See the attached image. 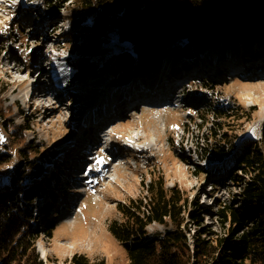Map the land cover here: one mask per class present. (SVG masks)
Here are the masks:
<instances>
[{
  "label": "rangeland",
  "instance_id": "1",
  "mask_svg": "<svg viewBox=\"0 0 264 264\" xmlns=\"http://www.w3.org/2000/svg\"><path fill=\"white\" fill-rule=\"evenodd\" d=\"M238 1L228 0L229 8H223L221 13L226 11L230 16ZM16 4L12 7L8 0H0L3 14L0 27L6 26V31L0 32V151L6 153L8 160L0 165V182L10 177L11 167L21 162L26 168L25 174L30 176L29 187L38 188L33 205L39 210L34 211L32 225L36 224L39 232L35 242L39 258L47 264H71L74 256L83 255L92 260L103 259L105 264H128L121 245L109 234L108 225L113 219L121 218L116 203L143 194L150 177H159L166 189L180 191L185 199L184 223H187L191 247L193 236L200 229L190 219V213L196 212L195 200L210 206L197 212L202 218V227L221 235L223 230L216 209L220 202L231 200L240 191L231 180L245 175L238 171L230 179L225 167L227 158L205 167V173H197L196 162L199 165L207 162L197 151L203 144L200 138L214 119L210 114L205 122L201 115L213 108L211 102L235 100L246 114L237 120L239 126L233 131L236 144L244 147L261 135L264 128V0L255 2L259 14L254 29L245 36L239 34L236 42L226 27L217 30L200 48L191 46L188 54L172 46L161 59L163 74L135 73L129 81L112 79L109 60L128 48L118 40L113 29L117 19L113 7L82 11L75 0H17ZM99 21L105 26L101 27ZM211 21L215 20L204 24ZM75 36L81 39L79 43L74 42ZM221 48L218 61L211 63L212 53ZM61 52L65 55H60ZM256 53H260L259 57ZM134 61L135 58L131 62ZM42 70L56 80L46 84L40 77ZM204 80L210 85H205ZM34 88L43 94L37 100L30 96ZM154 90L161 92L160 100H152ZM54 92L58 99L51 98ZM175 98L174 103L181 106L163 110V103H172ZM113 100L117 104L128 100L126 110H134L105 115L104 105ZM50 101L56 104L51 107ZM145 101L162 106V110L149 112L144 110L152 108H144L142 111L138 105ZM99 106L104 107L89 118L91 122L104 118L98 129L114 121L122 123L110 137L112 143H122L112 154L115 160L96 167L100 170L97 181H89L86 195L83 190L75 193L68 186L61 189L68 178L67 171L61 168L63 163H68L72 151L69 146L76 142V131L85 122L86 114ZM234 125L230 122L222 130ZM12 128L17 133L12 134ZM133 150L138 157L128 154ZM189 154L190 159H186ZM41 163L40 171L32 175ZM42 200L47 202L45 211H40ZM77 206H80L78 212ZM48 227L52 228L51 235L46 232ZM164 228L162 224L151 223L147 230Z\"/></svg>",
  "mask_w": 264,
  "mask_h": 264
},
{
  "label": "trees",
  "instance_id": "2",
  "mask_svg": "<svg viewBox=\"0 0 264 264\" xmlns=\"http://www.w3.org/2000/svg\"><path fill=\"white\" fill-rule=\"evenodd\" d=\"M75 2L82 11L90 12L103 6L116 10L113 29L118 40L128 48L109 60L115 81H129L135 73L156 76L161 59L170 47L177 46L178 52L188 54L191 46L200 48L217 30L226 27L232 41L236 42L239 34L245 36L254 29L259 14L256 0H239L230 16L226 11L221 13L228 0ZM210 19L215 21L204 24ZM104 26L103 22L101 27ZM89 35L98 43L94 35ZM80 41L74 37L75 43ZM134 58L136 61L132 63ZM204 83L210 85L208 81ZM219 101L211 102L213 108L204 110L201 115L205 122L210 114L214 119L202 132L203 144L197 148L200 158L207 162L204 165L196 162L195 166L197 173H205V167L227 158L225 167L230 179L238 171L245 175V178L231 180L240 191L231 200L220 202L216 209L222 234L202 227V218L197 212L210 206L195 200L196 212L190 213V219L200 229L193 236L191 247L187 223H184L185 199L180 191L166 189L159 177H150L143 194L116 203L121 218L113 219L108 225L109 234L121 245L128 264H264V128L259 138L251 139L248 145L236 144L233 131L239 126L237 120L246 114L235 100ZM223 120L226 122H220ZM230 122L235 125L222 130ZM15 128L10 130L12 134L17 133L12 132ZM188 156L186 159H190V154ZM6 157V153L0 151V165L8 161ZM41 167L42 163L32 175ZM11 168L10 177L0 182V264H47L35 252L39 232L36 224L32 225L36 209L33 200L39 190L29 187L30 176L25 174L26 168L21 162ZM151 223L165 228L149 232L147 227ZM46 232L51 235L52 228L48 227ZM71 262L105 264L103 259L92 260L83 255L74 256Z\"/></svg>",
  "mask_w": 264,
  "mask_h": 264
},
{
  "label": "bare ground",
  "instance_id": "3",
  "mask_svg": "<svg viewBox=\"0 0 264 264\" xmlns=\"http://www.w3.org/2000/svg\"><path fill=\"white\" fill-rule=\"evenodd\" d=\"M222 50V48L221 49H219V50H217V51H214L212 54H213V59H212V61H211V63L213 62V64L214 63H216L217 61H218V53H221L220 51ZM256 56H258L259 57V55H260V53H256L255 54ZM215 56V57H214ZM238 58L241 60H243L244 61V59L241 57L240 58V56H238ZM215 66V65H214ZM36 69L38 68V66H36L35 67ZM34 68V69H35ZM177 68H179V66L177 67ZM246 69H248V70H250V68H249V66H246L245 67ZM171 70V69H170ZM244 70V69H243ZM37 71H39V69L37 70ZM216 71V70H215ZM215 71H212L214 74H215ZM159 72H160V74H163L164 72H165V69H162V70H159ZM218 73H220V70H218L217 71ZM43 74H45V71H41L40 72V77L43 79L44 78V82H46V84L47 83H51V80L53 81V79H54V81L56 80L55 79V77L54 76H52V77H47V75L45 74V76H42ZM217 76V75H216ZM47 77V78H46ZM26 81H27V79H26ZM51 91V90H50ZM155 91V90H154ZM50 93V92H49ZM40 95H43V94H39V92L38 91H35V88L33 89V91L30 93V96H34V98H35V100H37L38 98H41V96ZM47 95V94H46ZM117 95V94H116ZM43 97H45V96H43ZM42 97V98H43ZM108 102V101H107ZM116 103V101H114L113 100V102L111 101L110 103H108V104H105L104 106H105V109H104V114L106 115V114H118V113H123V112H125V111H127L126 110V105H127V103H124V102H121V103H118L117 105H114L115 103ZM14 103H16V101H14ZM72 103V102H71ZM144 103V102H143ZM73 104V103H72ZM71 104V105H72ZM150 104L148 103H145L144 104V107H142V109L144 110V108L145 109H148L150 106H149ZM104 106H101V107H104ZM99 108V107H98ZM98 108H94V109H98ZM37 110V109H36ZM95 110H92V111H89L87 114H86V119H85V123H89V125H88V127H87V129L89 130V131H91L92 132V130H95L97 127H98V125H101V124H99V123H104V121H103V119L101 120V119H99L98 121H96L95 123H91V121H89V118L91 117V115H92V112H94ZM125 114V113H124ZM110 116V115H109ZM112 124V129L113 130H115V129H118L119 127H120V124H122L120 121H118L117 123H115V122H112L111 123ZM95 125V126H94ZM108 127V125L104 128V129H106ZM109 129V128H108ZM79 130H80V128H79ZM86 133V132H85ZM118 147V146H117ZM117 147H114V150H117ZM126 147H130V145L129 144H126ZM64 148H66V147H64ZM66 149H64L63 151H65ZM103 161V160H102ZM54 163H55V161H54ZM68 223V222H67Z\"/></svg>",
  "mask_w": 264,
  "mask_h": 264
},
{
  "label": "snow or ice",
  "instance_id": "4",
  "mask_svg": "<svg viewBox=\"0 0 264 264\" xmlns=\"http://www.w3.org/2000/svg\"><path fill=\"white\" fill-rule=\"evenodd\" d=\"M11 4L15 5L17 3V0H8ZM5 19H9L8 17H5ZM0 23H3L0 21ZM6 31V26L5 27H0V32ZM31 51V49H29ZM60 55H65V53L61 52ZM103 158H98L97 163H101Z\"/></svg>",
  "mask_w": 264,
  "mask_h": 264
}]
</instances>
